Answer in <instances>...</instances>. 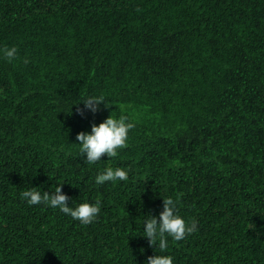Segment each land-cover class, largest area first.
<instances>
[{
  "label": "trees",
  "instance_id": "trees-1",
  "mask_svg": "<svg viewBox=\"0 0 264 264\" xmlns=\"http://www.w3.org/2000/svg\"><path fill=\"white\" fill-rule=\"evenodd\" d=\"M93 96L109 105L80 115ZM110 115L127 147L88 164L76 136ZM108 167L128 179L97 185ZM59 185L97 218L21 198ZM169 197L198 231L161 252L144 223ZM159 254L264 264V0H0V264Z\"/></svg>",
  "mask_w": 264,
  "mask_h": 264
},
{
  "label": "clouds",
  "instance_id": "clouds-1",
  "mask_svg": "<svg viewBox=\"0 0 264 264\" xmlns=\"http://www.w3.org/2000/svg\"><path fill=\"white\" fill-rule=\"evenodd\" d=\"M137 11H140V9H137ZM2 51L9 62L15 58L17 53L14 46L10 48L5 46ZM25 63H28L27 59H25ZM83 103L84 108H77L80 115H84L85 109L96 113L101 103H104L105 106L109 105L103 96L88 97L83 100ZM134 127L135 124L129 122L127 115H121L118 119L110 115L98 125L93 123L91 132H79L76 139L81 145L80 153L86 157V163L95 164L105 154L110 158L116 157L119 149L127 147L129 131ZM127 179L128 171L125 169L108 167L96 176L95 183L101 185L108 181H126ZM62 187L63 185L57 186L51 195L47 191L41 194L33 187L30 190L21 192V198L26 200L29 205L45 204L54 209L58 208L62 213L80 221L81 224L88 225L92 223L100 213L101 202L99 200L94 204L82 202L75 208L70 207L68 204L69 197L62 191ZM177 204L178 199L164 198V208L159 218L151 215L145 220L144 236L149 239L151 246H155L156 242L159 241L161 252L166 251L168 248V237L178 242L198 231V222L195 219L189 222L180 216ZM146 264H173V257L161 254L149 256Z\"/></svg>",
  "mask_w": 264,
  "mask_h": 264
}]
</instances>
